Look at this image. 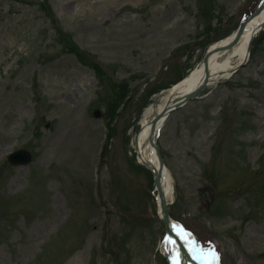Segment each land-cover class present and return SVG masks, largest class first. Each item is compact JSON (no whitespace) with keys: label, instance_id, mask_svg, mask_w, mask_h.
I'll return each instance as SVG.
<instances>
[{"label":"rangeland","instance_id":"obj_1","mask_svg":"<svg viewBox=\"0 0 264 264\" xmlns=\"http://www.w3.org/2000/svg\"><path fill=\"white\" fill-rule=\"evenodd\" d=\"M263 1L0 0V264H168L134 141ZM199 97L159 138L169 213L219 264H264V31Z\"/></svg>","mask_w":264,"mask_h":264},{"label":"bare ground","instance_id":"obj_2","mask_svg":"<svg viewBox=\"0 0 264 264\" xmlns=\"http://www.w3.org/2000/svg\"><path fill=\"white\" fill-rule=\"evenodd\" d=\"M261 12L255 15L251 20H249L248 26L238 41V43L229 50H221L218 53H214L210 59V80H209V87L214 86L215 84L219 83L222 79H225L231 73L239 67L241 63L249 59L250 56V49L253 42V39L256 37L257 32L260 30L261 26L264 24V5L262 6ZM234 35L227 37L226 39L222 40L221 42L214 45L215 46H225L228 45L233 39ZM205 70L203 64L199 65L193 71L189 73L187 78L185 79L184 83L178 87V93L181 96L189 94L196 86H198L205 77ZM177 86L173 87L169 93L163 98V102L160 106L159 111H161L170 96L173 93L174 89ZM176 93V94H178ZM264 101V98H263ZM152 110H148L145 114L144 124L136 136L134 141V148H135V155L136 160L147 169L151 170L153 173L156 174V166L157 161L155 157V151L151 146L150 141V130H151V121H147L148 115H150ZM174 178L172 177L171 173L167 171V174L164 177V187L166 189V196L169 201H172L175 198V188L173 185ZM156 202H157V213L158 217L162 215V209L160 207V199L158 195H155ZM175 225H181L178 222H175ZM183 229H185L183 227ZM173 231L178 238L187 248V251L195 257V261L190 260L182 251L180 250L179 246H176L177 252L171 259L172 264L178 260L179 264H201V255L199 250V244L194 236L191 234L189 237L187 233H184L181 229L176 228ZM192 256V257H193Z\"/></svg>","mask_w":264,"mask_h":264},{"label":"water","instance_id":"obj_3","mask_svg":"<svg viewBox=\"0 0 264 264\" xmlns=\"http://www.w3.org/2000/svg\"><path fill=\"white\" fill-rule=\"evenodd\" d=\"M260 12L261 11H259L257 14H259ZM246 24H244L240 28V30L237 32L235 38L233 39V41H231V43H229V45L222 47V48L217 47L215 49H212L208 53V55L205 58V62H204L206 76H205V79L200 84V86L195 91H193L192 93H190L184 97L179 96V94H176V93H178V91H176V90L173 91L167 105L164 107V109L158 115L155 116V118L151 122L150 141H151V145L153 146V148L155 150V153L157 154V159H158L156 181H157L159 193H160L161 200H162L161 205H162V212H163V221L167 225V232H168V236L170 238L171 243L174 242L175 237L171 231V219H170V216L168 214V206L170 204L167 202V199L165 197V193H164L165 190L163 188V183H162L163 182V176L165 174V165H164L163 157H162V155L159 151L158 145H157V138H158L159 131L161 130L163 123L166 121V119L168 117L171 116V114L174 111L182 108L183 106H185L190 101L195 100L197 95L208 85L209 79H210V76H209V73H210L209 59H210L211 55L217 51L229 50V49L233 48L238 43L239 39L242 37L244 30L246 28ZM244 66H245V64L242 67H244ZM8 160L12 165H14L16 167H22V166H27L29 163H31L32 158L28 152L19 151L17 153L10 155Z\"/></svg>","mask_w":264,"mask_h":264},{"label":"snow or ice","instance_id":"obj_4","mask_svg":"<svg viewBox=\"0 0 264 264\" xmlns=\"http://www.w3.org/2000/svg\"><path fill=\"white\" fill-rule=\"evenodd\" d=\"M179 228L181 229L184 233H187L186 229H183L182 225H174V229ZM187 235L190 237L191 233H187ZM171 242V241H169ZM200 252L202 253L200 259H201V264H219V253H217L213 248H210L207 253H204V250L202 247H199ZM175 264H179V261L177 260Z\"/></svg>","mask_w":264,"mask_h":264}]
</instances>
